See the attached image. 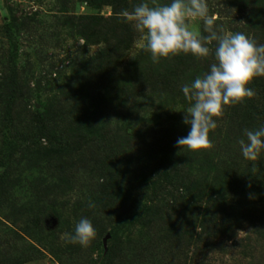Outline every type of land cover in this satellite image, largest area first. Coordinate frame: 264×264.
<instances>
[{"label":"rangeland","instance_id":"rangeland-1","mask_svg":"<svg viewBox=\"0 0 264 264\" xmlns=\"http://www.w3.org/2000/svg\"><path fill=\"white\" fill-rule=\"evenodd\" d=\"M60 1L0 0V83L16 78L19 85L18 93L0 91V175L6 174L9 198L3 204L0 202V243L10 242L0 247V264L8 259L26 261L24 264H135L140 256L149 255L154 257L153 264H264V194L248 202L242 200L244 214L235 222L222 219L224 225L219 229L214 228L210 218L220 214L209 210L205 225L198 224L192 231L186 203V196L206 203L211 176L222 187L226 176L238 182L245 171L263 163L264 155L255 162L244 158L239 162L227 150L238 149L239 141L246 139L245 129L264 125L255 121L264 112V94L256 92L239 104L225 106L215 118L217 127L209 133L207 149H185L180 162L179 148L173 149L175 155H164L189 131L183 123L184 113L175 111L189 106L181 87L207 72L214 62L212 53L205 58L186 54L185 63L166 69L170 71L169 77L155 83L153 89L160 92L143 89L140 99L135 98V105L126 101L128 92L122 88L116 95H106L108 112L104 111L112 114L115 124L101 126L102 137L81 142L77 132L72 134L73 129L86 130L80 119L87 114L88 107L81 96L95 92L98 69L93 59L106 47V41L118 44L119 24L111 23L108 36L91 25L86 39L73 35L71 29L64 31L57 24L64 11L77 17L109 19L113 8L110 3L97 7L83 0H69L71 3L65 9ZM141 2L131 0L130 4L136 6ZM147 2L158 6L168 0ZM207 5L214 18L213 28L243 33L264 45V12L257 11L258 7L264 11V0H207ZM11 14L17 19L35 18L41 23L7 31ZM253 14L261 20L251 18ZM191 26L201 36L208 34L202 21H192ZM125 35L131 60L144 48L143 41L133 27ZM214 45L215 42L208 45L213 53ZM158 69L163 70V66ZM110 73L108 68L107 77ZM151 75L142 81H154ZM71 81L77 84L74 88L73 84L68 85ZM112 98L114 103L108 102ZM119 99L124 101L120 102L122 105L116 103ZM53 100L55 106L51 111L57 118L58 139L68 143L72 151L71 155L61 156V161H49L53 164L57 159L54 167L46 162L52 157L44 151L49 148L50 139L44 138L32 119ZM118 119L122 121L119 123ZM135 125L148 133L152 131L145 138L150 150L142 154L133 151L135 141L130 143V152L120 144L124 136L135 133ZM58 176L66 182L56 194L54 208L36 214L37 207L28 203L33 188L38 181L55 182ZM208 177L210 181L205 187L204 179ZM122 187L130 193H124ZM177 188L178 193L174 191ZM204 188L206 196L199 197L197 191ZM112 191L115 195L111 197ZM89 202L95 207L89 208ZM14 203L23 207L16 215ZM82 217L89 218L96 229L95 239L86 248L68 241V234ZM24 240H30L35 249H27Z\"/></svg>","mask_w":264,"mask_h":264},{"label":"trees","instance_id":"trees-1","mask_svg":"<svg viewBox=\"0 0 264 264\" xmlns=\"http://www.w3.org/2000/svg\"><path fill=\"white\" fill-rule=\"evenodd\" d=\"M85 2H88L92 4L93 6H103L110 3V5L113 8V16L109 19H105L101 16H92V17H84L80 16L77 17L75 15H71V12L64 11L61 18H59V23H57L60 28L64 31L67 29L72 30V34L80 35L82 37L87 38L88 34V28L89 25L91 27H94L96 30H100L105 34V36H108L110 33V25L111 23L119 24L118 25V31L119 37L117 38L118 44L114 45L110 43L109 41H106V47L102 49L93 59V62L95 63L97 67V81H96V90L92 93V95H84L81 96L85 99L86 103L84 106L88 107L87 114L83 116L80 120H82L83 124L82 128H86V130H75L73 129L72 134L75 132L77 135V138L80 139V141L88 143L89 137H94L95 139L97 137H102V130L103 128H100L103 126L106 128V125L110 126L111 124H115V119H112V114L107 115L106 112H108L107 109V99L106 95L110 93H117L119 88H122L125 92H128V96L126 99L127 102L130 104L135 105L137 101L135 98H139L142 96V91H146L147 89H152V93H157L159 89H153L155 87V83L162 82L163 79L169 77L170 71H166V69H175V65L178 63H185L187 61L186 54H180L177 56H172L168 59H161L159 63H153L150 58V53L147 52L144 48L140 51V53L133 59L128 60L129 58V47H128V35H125L127 32H130L132 29L131 24L124 22L120 16L119 13H121L123 10L131 11L135 5H131V0H83ZM134 1V0H132ZM260 1V0H259ZM61 5L63 8H67L70 5L69 0H61ZM251 3V2H250ZM258 12H264L262 8H257ZM255 12V10H254ZM11 24L7 26L5 29L7 31L9 30H16L19 28H25V27H33L37 26V24H40L39 20L37 21L35 18H19L15 17L13 14ZM257 15V14H256ZM251 18H256L257 20H261L259 18L260 16H255L253 14L250 16ZM250 19L246 16V22H248ZM252 20V19H251ZM58 22V21H57ZM19 23V24H17ZM108 29V30H106ZM123 34L124 36H121ZM113 39V38H112ZM111 39V40H112ZM126 42V43H125ZM123 44H125L123 46ZM163 70L158 69V67H162ZM108 68L111 69L110 75L107 77V70ZM54 69V66H53ZM120 69V70H118ZM60 72V71H59ZM152 74V75H151ZM155 78L154 81L149 82L142 81L145 76H150ZM73 88L75 87V83L71 81L68 85H72ZM147 85V86H146ZM251 88H253L254 92L261 95L264 94V76L257 77L254 79V81L249 85ZM134 88V89H133ZM0 91L2 92H9L11 93H18L19 92V85L16 81V78L13 80H6L0 83ZM144 89V90H143ZM160 92V90H159ZM116 93L114 95H116ZM56 98V97H55ZM56 100V99H55ZM264 100V98H263ZM113 98L108 99V102L114 103ZM118 101V102H117ZM135 101V102H134ZM56 102V101H55ZM122 102V99L116 100V103ZM124 102V101H123ZM122 102V103H123ZM54 100L52 103L49 101V106L43 112H37L32 117L34 122L39 125L40 130L43 133L44 138L50 139L49 141V148H45L44 151L47 155L51 156L52 158L47 159V163L56 166L58 164V161H61V156L64 155H71L72 151L70 150V146L68 143H63L59 141V137L57 136V122L56 119L53 117L52 114V107L54 108ZM122 103H120L122 105ZM81 106V105H80ZM106 110V112L104 111ZM129 116V115H128ZM133 116L129 117L132 118ZM89 118V119H88ZM128 119V117L126 118ZM84 120V121H83ZM119 123L122 121V119H118ZM257 122L262 121L264 123V112L262 115H260V118L255 120ZM89 122V123H88ZM81 123V121H80ZM88 125V127H87ZM90 126V127H89ZM69 130V129H67ZM135 133L127 136H124V141H122L120 144L122 146L125 145V149H128L130 152L131 146L130 143L133 141L136 142L135 148H133L137 154H142L143 152H147L150 147L149 143H147V140L145 138L150 137L149 133L145 131V128H141L138 125H135ZM71 131V130H70ZM99 135V136H98ZM42 136V137H43ZM41 138V137H40ZM246 138V137H245ZM94 140V139H93ZM90 141V140H89ZM127 144V145H126ZM238 149L233 148L231 151L228 148L229 155L235 154L236 161L243 159V156L240 152L239 144L236 145ZM169 151H166L164 155L172 154L175 155L173 152L177 149L176 145H171V148H168ZM224 149H227L226 146ZM223 149V150H224ZM171 150V151H170ZM236 150L237 153H233V151ZM180 155L178 154L177 161H181L184 157V150L179 149ZM226 151V150H225ZM177 155V154H176ZM264 153L260 155L259 158H262ZM56 156V157H53ZM58 156V157H57ZM58 158L53 162V164L49 161H53V159ZM228 161H232L228 157ZM263 161V160H261ZM233 166H237L233 163ZM232 167V166H231ZM54 170H57V167L54 168ZM53 170V171H54ZM54 171V172H55ZM56 177V176H55ZM6 174L0 175V202L2 204L6 199L9 198L7 196V190L5 188V179ZM211 185L209 187V193L207 194L208 200L206 201V206L204 204L203 199H196L191 196H186V200H188L187 206H188V212L190 217V223L189 228L194 231L198 228V224L201 226L205 225L206 216L209 210L213 211L214 214L219 213V217H212L210 218L211 224L214 225V228L219 229L221 226L224 225V220H230V222H235V219H237L238 216L244 214V210L240 205V202L242 200L245 201H251V199L254 198H261L263 196L264 192V161L263 163H259L254 168L250 169L248 172L245 171V173L242 175V178L235 182V180H228V177L224 179V183L222 184V187L217 182V179L215 177H212ZM41 180V178L39 177ZM56 179V178H55ZM209 177L204 179L205 187L209 184L210 179ZM227 180V181H226ZM66 181L63 182V180L58 176L55 182H47L44 180H41L40 183L38 181V185H36L32 192V196L30 199V202H28L31 206L35 208L36 214L42 215L44 211L48 210L50 208H54V202L57 199V195L61 191V186L64 185ZM124 186V185H121ZM222 188V189H219ZM124 193H130L126 188L122 187ZM216 189V190H215ZM219 189V190H217ZM204 189H200L198 192L199 197L203 194V196H206V192H204ZM212 190V192H210ZM176 193L179 192V188L174 189ZM109 195H115V193L112 191ZM202 196V197H203ZM18 205L16 203L13 204L12 208L14 209V214H18V212H21V209H23L22 206L17 207ZM203 212L205 215H200V213ZM202 216V217H201ZM203 228V227H202ZM203 231V230H202ZM14 235L17 237V239H20L17 233L14 232ZM192 236V234H190ZM5 241V240H4ZM0 243V247H3L5 245H9L8 243L4 242ZM19 241V240H18ZM32 241V240H31ZM26 242V248L27 249H35L33 246V243L30 242V240H24ZM5 244V245H4ZM114 250V249H112ZM111 250V253H112ZM0 252H3L0 248ZM144 252V251H143ZM3 254V253H1ZM30 257L27 256V259ZM154 257L152 255L146 256H140L139 261H134L135 264H153ZM28 261V260H27ZM19 260H7L5 264H24L26 261Z\"/></svg>","mask_w":264,"mask_h":264},{"label":"clouds","instance_id":"clouds-1","mask_svg":"<svg viewBox=\"0 0 264 264\" xmlns=\"http://www.w3.org/2000/svg\"><path fill=\"white\" fill-rule=\"evenodd\" d=\"M119 16L140 33L142 47L150 53L153 63L182 53L197 58L214 55L207 72L181 87L189 106L175 109L184 113L183 123L189 127L188 134L177 139L176 147L192 152L210 147L209 133L216 129L215 118L224 107L255 95L249 85L264 76V45L243 33L213 28L214 18L209 15L207 0H168L158 6L142 0ZM192 21H202L208 34L201 36L193 30ZM213 42L214 53L208 46ZM244 136L246 139L239 141L240 152L244 159L255 162L264 153V125L245 129ZM88 207L95 205L89 202ZM95 236L92 221L82 217L68 234V241L86 248Z\"/></svg>","mask_w":264,"mask_h":264}]
</instances>
